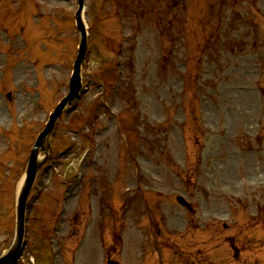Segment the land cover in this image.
<instances>
[{
    "label": "rangeland",
    "instance_id": "1",
    "mask_svg": "<svg viewBox=\"0 0 264 264\" xmlns=\"http://www.w3.org/2000/svg\"><path fill=\"white\" fill-rule=\"evenodd\" d=\"M11 2L0 0V255L15 236V189L24 160L68 91L79 40L76 0H17L14 11ZM185 2L85 0L86 23H104L95 21L89 32L81 69L87 89L54 123L49 142L55 163L40 174L44 190L25 220L27 243L14 264L47 261L42 236L62 222L57 209L64 238L55 264H104L105 255L121 264H157L155 242L164 264H187L184 251L195 250L192 235L202 222H216L220 243L231 233L243 243L245 234L237 232L247 220L242 207L260 203L264 213V0H231L229 16V5L219 0ZM32 3L40 18H29ZM120 20L126 27L117 33ZM3 26L15 33L13 41ZM129 28L136 32L125 58L133 55L135 63L128 61L110 116L97 99L116 71L105 64ZM21 30L28 34L25 47ZM217 35L226 41L220 52ZM12 58L19 61L10 64ZM96 73L106 84L98 85ZM10 126L12 133L3 134ZM5 135L12 154L5 151ZM96 141L100 160L90 173L97 187L89 196L88 171L78 195L60 204L63 179L74 175L82 147ZM177 194L196 210L186 212ZM82 229L90 232L76 256L72 247ZM248 232L253 240V233L261 236L264 247V226ZM225 246L220 256L228 257Z\"/></svg>",
    "mask_w": 264,
    "mask_h": 264
},
{
    "label": "water",
    "instance_id": "2",
    "mask_svg": "<svg viewBox=\"0 0 264 264\" xmlns=\"http://www.w3.org/2000/svg\"><path fill=\"white\" fill-rule=\"evenodd\" d=\"M79 1V8L77 10L76 15H77V21H78V26L82 31V39H81V43H80V48H79V54H78V58L75 64V74H74V78L71 81V91L69 93V95L64 98L62 100V102L60 104H58L57 107H55V111L50 115V120L47 123L46 127L44 128V130L41 132L38 140L36 141V147L38 146H42L43 144V138L47 135V133L49 132L50 128L52 127L53 121L55 120L56 116L58 115L59 111L61 110L63 104L65 103V101L69 98L72 97V95L77 91V88L79 86V82H78V69H79V65L83 54H84V50H85V34L83 32V26L80 20V13L81 12V8H82V4H83V0H78ZM36 150V149H35ZM34 159V154L31 158V166L30 169H28V178L26 181V184L24 185V187L21 189L19 196H18V203H17V239H16V244H14V248L12 249L13 251L11 252V254H13L15 252V250H17V248L20 246V239L22 236V227H23V209H24V201L28 192V189L32 183L36 168H37V163H34L33 161ZM181 200V198H179ZM11 254L6 255V257L4 256V258H1L0 261H5L8 260L11 256Z\"/></svg>",
    "mask_w": 264,
    "mask_h": 264
},
{
    "label": "flooded vegetation",
    "instance_id": "3",
    "mask_svg": "<svg viewBox=\"0 0 264 264\" xmlns=\"http://www.w3.org/2000/svg\"><path fill=\"white\" fill-rule=\"evenodd\" d=\"M233 251V258L237 261L240 262V264H264V261L262 262L260 259L261 257L259 256L260 254V250H256V252L248 249V247L243 244L242 246L238 245H233L231 247ZM243 250V252H246V253H249L250 255V260L247 261V262H243L242 260L240 259H244V257H240L238 254L240 253V251Z\"/></svg>",
    "mask_w": 264,
    "mask_h": 264
},
{
    "label": "bare ground",
    "instance_id": "4",
    "mask_svg": "<svg viewBox=\"0 0 264 264\" xmlns=\"http://www.w3.org/2000/svg\"><path fill=\"white\" fill-rule=\"evenodd\" d=\"M87 25V23H86ZM40 156V155H39ZM21 182H22V179L18 182V185H17V188L19 189V187L21 186ZM40 197V196H39Z\"/></svg>",
    "mask_w": 264,
    "mask_h": 264
}]
</instances>
